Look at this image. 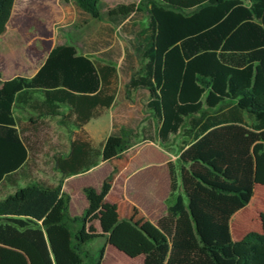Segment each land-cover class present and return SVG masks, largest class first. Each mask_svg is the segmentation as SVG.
Masks as SVG:
<instances>
[{
	"label": "trees",
	"instance_id": "1",
	"mask_svg": "<svg viewBox=\"0 0 264 264\" xmlns=\"http://www.w3.org/2000/svg\"><path fill=\"white\" fill-rule=\"evenodd\" d=\"M70 1L77 46L56 44L31 77L0 79V187L15 189L0 200V264H83L89 254L86 225L103 194L83 187L87 207L72 216L63 180L122 156L128 130L137 136L116 121L99 148L83 136V124L118 96L111 88L115 66L91 54L121 58L127 93L146 98L152 120L140 130L141 140L168 145L172 136L184 137L178 168L168 163L172 201L157 221L161 236L148 240L143 264H264V213L261 231L239 240L229 226L255 186H264V0ZM14 4L0 0V36ZM116 31L136 36L141 71L132 73V51L117 50ZM16 110L26 115L23 128ZM46 119L74 136L68 150L53 157L61 178L56 185L19 186L31 178L23 133H38ZM104 250L105 244L96 264Z\"/></svg>",
	"mask_w": 264,
	"mask_h": 264
},
{
	"label": "crops",
	"instance_id": "2",
	"mask_svg": "<svg viewBox=\"0 0 264 264\" xmlns=\"http://www.w3.org/2000/svg\"><path fill=\"white\" fill-rule=\"evenodd\" d=\"M71 8L60 0H15L6 31L0 36L1 80L16 76L21 68L23 72L28 73V77L33 76L38 71L50 50L56 44L62 43L56 31V25L69 19L73 20L74 8L72 4ZM32 14L35 16L34 18H32ZM44 19L46 21H43ZM115 93L118 95L119 87ZM133 94V99L132 96L129 98L126 94L117 96L108 109L103 110L101 114L90 118L83 124L81 127L83 136L91 140L94 147L98 146L96 148H99L100 143L107 138L113 121L129 127L139 125L142 113L135 115L131 112V108L137 103L138 98L136 99V97L139 96ZM107 111L111 112V122L108 128L104 129L103 115ZM148 119L152 120L150 114ZM25 120L19 122L20 128V124L24 126ZM53 122L65 130L57 121L47 119L42 128ZM146 122L140 126V130L146 125ZM79 130L74 129L75 132ZM66 134L67 145L63 152L68 150L70 140L74 138V136L69 138V134L67 132ZM175 137H171L169 145H163L159 139L143 141L139 134V137L130 143L129 148L119 158L111 161L100 160L90 169L64 178L62 191L70 195L69 205L73 202V196L85 186H91L103 194V202L96 214L102 215V219H106L107 222H105V228L97 230L96 234L97 237L104 239V255L113 249L112 237L123 226L128 230V235L125 236L124 241L131 243L138 250L137 257H140L142 264L150 249L148 240L160 238L161 232L157 226V221L166 213L168 205L172 201L168 163H173L176 168L179 166L178 154L180 149L175 152L173 148V144L177 140ZM114 167L117 168V171L111 179H108ZM28 170L30 171L28 175L32 176L30 165ZM56 172L61 176L57 170ZM91 173H94L95 177L86 178L83 182L76 181L77 178ZM106 180H110V182L104 187ZM257 187H262V185L255 186L250 202L230 218L229 226L233 240H239L249 232V230L241 232L240 215L254 201ZM121 208L123 209L122 213H120ZM260 213H264V211L259 210L257 215L259 216ZM233 221L237 227L235 232L232 228ZM110 222H113L114 225ZM93 234L94 232H90L86 228L85 241ZM238 234L241 235L240 238L235 239L234 235ZM118 247L117 250L122 252L127 250L124 245Z\"/></svg>",
	"mask_w": 264,
	"mask_h": 264
},
{
	"label": "rangeland",
	"instance_id": "3",
	"mask_svg": "<svg viewBox=\"0 0 264 264\" xmlns=\"http://www.w3.org/2000/svg\"><path fill=\"white\" fill-rule=\"evenodd\" d=\"M104 1H106L110 5L131 3V0H104ZM61 2L67 4L71 8L70 0H68L67 2L64 1ZM71 15H73V13H71ZM34 17L35 16H33L32 14V18ZM43 21L46 20L44 19ZM71 21L72 19H69L56 25L57 26L56 31L62 43L68 42L70 44L77 46L80 37L77 33L74 32V28L71 27ZM146 22L147 20L145 18L144 20L140 21L139 26L140 27L145 26ZM114 38H115L116 48L119 52H123L122 48L126 47L130 51H132L136 56V65L132 73H137L141 71V69L143 68V63L141 61V56H140L141 47L138 43L136 36L134 35L130 36L126 34L121 35L119 34L118 31H116ZM128 41H130V43ZM90 56L98 63H107L115 66L116 79L111 85V88H113L114 91L116 92L117 87H119L118 96H123L124 94L127 95L128 93L125 85L128 82V78H126L120 71L121 58H116L115 60L110 61L101 58L96 54H91ZM22 70H23L22 68L19 69V74H17L16 76L28 77V73H25ZM134 93L137 96V93L136 92ZM142 94L145 93H140V95ZM133 95H134L133 93L128 94V97L130 98L132 96L133 99L134 97ZM136 99H137V103L134 107L131 108V112H133L135 115L142 113V117L140 118L141 121L139 125L138 126L135 125V127H133V131L137 132L136 137H131L129 130L126 132L129 138V144L139 137L140 126L146 122L149 116V114L145 111V107H144L146 98L144 96L141 97L139 96L136 97ZM15 113L17 116L20 117L21 120H24L26 118V115L22 112H19L18 110H16ZM110 115H111L110 111H107L103 115V121H105L104 129H107L109 123L111 122ZM20 125L21 128L24 127L22 124ZM111 130H112V125H111ZM23 137L27 141V145L30 152L29 165L32 169V176L29 181L21 182L19 186H24L26 184L29 183L31 184L34 182H43L46 185H56L61 177L57 174L56 170L53 167V157L54 155L65 151L67 145L66 131L53 122L50 123L48 126L43 127L42 130H40L38 133L29 134L28 132H24ZM175 139L177 140L176 143L173 144V148L174 151L176 152L177 150L180 149L184 137L181 135V133H179L178 135H176ZM93 177H95V174L91 173L87 176L77 178L76 181L83 182L86 180V178H93ZM109 182L110 180H106L104 187H106ZM14 191L15 189L12 187L1 186L0 200L4 199L9 194H12ZM86 206H87V200L85 198L83 190H80L73 196V202L71 205H69L68 212L70 213V215H80L82 214ZM122 210L123 209L121 208L120 213H122L121 212ZM259 210L264 211V186L257 187L256 197L254 198V201L240 215L239 223H240L241 232H246L248 230L249 231L261 230L260 219L259 216L257 215V212ZM86 228L90 232H94V234L87 241H85L84 245L85 248L89 250V254L84 256L83 264H96L99 250L104 243V239L101 237H97L96 234L97 230H102L105 228V223H103L102 221V215L94 214L93 216H91L87 222ZM232 228L234 232L237 229L234 221L232 224ZM126 235H128V230L124 226L120 228L118 232L114 233L112 237L113 249L104 255L102 264H142L140 257H137L139 254L138 250H136L134 245H132L131 243L124 241ZM240 236H241L240 234L234 235L235 239H239ZM121 245H124L127 248L126 252L117 250L119 248L118 246Z\"/></svg>",
	"mask_w": 264,
	"mask_h": 264
}]
</instances>
